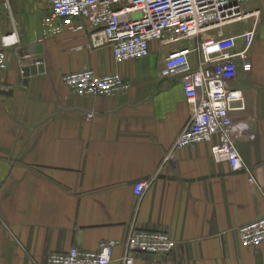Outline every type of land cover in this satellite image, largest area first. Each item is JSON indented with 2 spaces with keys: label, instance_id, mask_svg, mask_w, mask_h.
<instances>
[{
  "label": "crops",
  "instance_id": "1",
  "mask_svg": "<svg viewBox=\"0 0 264 264\" xmlns=\"http://www.w3.org/2000/svg\"><path fill=\"white\" fill-rule=\"evenodd\" d=\"M9 7L20 44L7 51L0 72V90L11 91L0 95V264H45L49 254L95 251L106 240L120 243L110 264H121L131 229L163 232L176 244L167 258L135 256L133 264H264V242L242 248L237 233L264 217V0L220 30L235 38L237 50L245 32L255 34L250 71L239 69L228 83L242 94L231 117L254 183L216 162L208 144L167 158L190 108L178 79L159 72L172 49L194 50L199 39L153 42L147 58L117 64L109 48L88 49L89 29L44 35L46 0H9ZM0 13L6 16L1 7ZM35 59H42V73ZM196 59L192 53V66ZM86 70L117 73L131 88L109 97L75 96L62 77ZM142 180L150 188L137 200L133 184Z\"/></svg>",
  "mask_w": 264,
  "mask_h": 264
},
{
  "label": "built area",
  "instance_id": "2",
  "mask_svg": "<svg viewBox=\"0 0 264 264\" xmlns=\"http://www.w3.org/2000/svg\"><path fill=\"white\" fill-rule=\"evenodd\" d=\"M259 0H46L50 13L43 17L44 35L63 31L84 32L89 29L88 49L109 48L117 64L138 61L149 56V46L160 47L199 39L196 49H172L163 61L159 76L177 78L190 117L176 137L167 158L177 150L208 144L211 156L218 163H227L232 173H245L254 183L252 171L239 155L236 144L242 139L234 129L232 104L241 103L242 94L231 89L240 69H251L249 50L254 31L245 32L242 49H236L235 38L225 36L222 28L247 16L244 8ZM0 72L7 69V51L20 44L18 25L9 7V0H0ZM6 18L7 24H5ZM217 31L216 35L211 32ZM196 53L195 66L189 57ZM63 85L75 96L85 98L126 94L131 84L119 74L98 76L92 70L74 72L62 77ZM242 107V106H241ZM93 114H87L91 120ZM150 188V181L133 184V196L138 200ZM242 248H258L264 242V217L237 229ZM175 242L163 232L131 229L123 244L121 264H133L135 256L167 258L173 254ZM115 240L98 244L95 251L70 248L64 253H52L45 264H110Z\"/></svg>",
  "mask_w": 264,
  "mask_h": 264
},
{
  "label": "water",
  "instance_id": "3",
  "mask_svg": "<svg viewBox=\"0 0 264 264\" xmlns=\"http://www.w3.org/2000/svg\"><path fill=\"white\" fill-rule=\"evenodd\" d=\"M37 50L39 51V47L37 48ZM32 64L33 65H37V71L38 73H42L43 72V66H42V59H35V60H32ZM30 75V69L26 68L24 70V74H23V77L24 78H27L28 76ZM11 94V91H2L0 90V95L2 96H7V95H10Z\"/></svg>",
  "mask_w": 264,
  "mask_h": 264
}]
</instances>
